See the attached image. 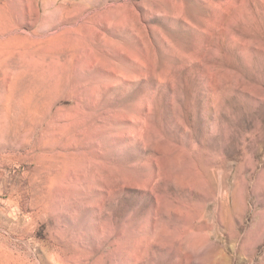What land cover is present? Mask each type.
I'll list each match as a JSON object with an SVG mask.
<instances>
[{
  "label": "rangeland",
  "instance_id": "374dc122",
  "mask_svg": "<svg viewBox=\"0 0 264 264\" xmlns=\"http://www.w3.org/2000/svg\"><path fill=\"white\" fill-rule=\"evenodd\" d=\"M0 264H264V0H0Z\"/></svg>",
  "mask_w": 264,
  "mask_h": 264
}]
</instances>
